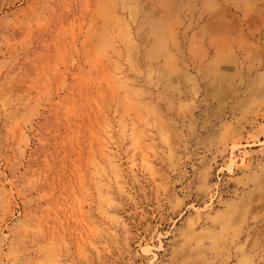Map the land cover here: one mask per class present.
I'll return each mask as SVG.
<instances>
[{"label":"rangeland","instance_id":"374dc122","mask_svg":"<svg viewBox=\"0 0 264 264\" xmlns=\"http://www.w3.org/2000/svg\"><path fill=\"white\" fill-rule=\"evenodd\" d=\"M0 264H264V0H0Z\"/></svg>","mask_w":264,"mask_h":264}]
</instances>
